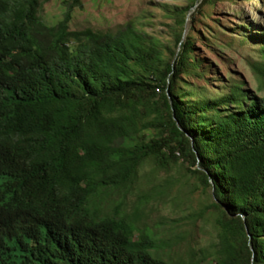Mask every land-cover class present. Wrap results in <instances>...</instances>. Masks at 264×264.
Returning a JSON list of instances; mask_svg holds the SVG:
<instances>
[{
    "label": "trees",
    "instance_id": "16d2710c",
    "mask_svg": "<svg viewBox=\"0 0 264 264\" xmlns=\"http://www.w3.org/2000/svg\"><path fill=\"white\" fill-rule=\"evenodd\" d=\"M50 1L0 0V264H264V94L184 89L206 74L193 26L172 48L134 26L71 30V9L50 26ZM199 1L170 11L176 27ZM248 38L264 58V33ZM177 154L213 191V255L168 257L144 222L160 190L142 171Z\"/></svg>",
    "mask_w": 264,
    "mask_h": 264
},
{
    "label": "rangeland",
    "instance_id": "374dc122",
    "mask_svg": "<svg viewBox=\"0 0 264 264\" xmlns=\"http://www.w3.org/2000/svg\"><path fill=\"white\" fill-rule=\"evenodd\" d=\"M200 4L201 1L190 9L182 30L175 26L170 11L191 6V0H51L42 6L40 17L53 26L71 9V30L92 28L117 32L134 26L172 48L175 32L184 31L185 39L193 26L195 54L203 60L202 70L206 74L204 78L185 76L184 89H191L198 96L214 97L228 91L233 82L243 81L245 88L263 95L264 91L259 90L261 77L256 70L264 63L261 45L248 35L264 33V0H213L197 8ZM177 157L179 160L166 169L154 172L152 164L143 169L142 188L160 190V195L146 208L144 222L162 241L168 242L165 250L168 257L189 259L195 255H213L218 231L212 210L207 209L213 191L192 177L188 165L179 154ZM136 203V198L131 197L129 210Z\"/></svg>",
    "mask_w": 264,
    "mask_h": 264
}]
</instances>
